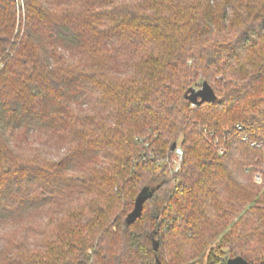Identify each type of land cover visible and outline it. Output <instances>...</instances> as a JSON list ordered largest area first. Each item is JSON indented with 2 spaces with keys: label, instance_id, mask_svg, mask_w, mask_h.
I'll use <instances>...</instances> for the list:
<instances>
[{
  "label": "trees",
  "instance_id": "16d2710c",
  "mask_svg": "<svg viewBox=\"0 0 264 264\" xmlns=\"http://www.w3.org/2000/svg\"><path fill=\"white\" fill-rule=\"evenodd\" d=\"M244 135L264 0H0V264H186L219 237L213 257L264 264Z\"/></svg>",
  "mask_w": 264,
  "mask_h": 264
},
{
  "label": "built area",
  "instance_id": "2783aa9c",
  "mask_svg": "<svg viewBox=\"0 0 264 264\" xmlns=\"http://www.w3.org/2000/svg\"><path fill=\"white\" fill-rule=\"evenodd\" d=\"M241 130V127H238ZM212 136V134H210ZM218 138H214L213 142L217 145V151L219 155L224 154V147L219 144ZM241 141L246 143L250 148L257 150L260 153V157L258 158L259 165L252 173L253 182L260 186L264 192V137L258 138L257 140H251L247 135H244L241 138ZM172 162L174 166V170L178 171L181 160H182V150L180 147L176 146L172 153ZM225 258L216 254L215 257L211 255V252L204 255L203 257L190 261L187 264H226Z\"/></svg>",
  "mask_w": 264,
  "mask_h": 264
},
{
  "label": "water",
  "instance_id": "95a60500",
  "mask_svg": "<svg viewBox=\"0 0 264 264\" xmlns=\"http://www.w3.org/2000/svg\"><path fill=\"white\" fill-rule=\"evenodd\" d=\"M185 99L193 106H200L203 103H214L217 100L213 90L207 82H203L199 89L190 88L184 95ZM176 145L171 146V151L175 149ZM152 192L143 191L136 199L132 213L128 217V223L133 222L139 217L142 210L143 203L151 198ZM226 264H248L242 258L236 257L227 260Z\"/></svg>",
  "mask_w": 264,
  "mask_h": 264
},
{
  "label": "rangeland",
  "instance_id": "374dc122",
  "mask_svg": "<svg viewBox=\"0 0 264 264\" xmlns=\"http://www.w3.org/2000/svg\"><path fill=\"white\" fill-rule=\"evenodd\" d=\"M200 84H196L195 87L193 88H196V89H199L200 88ZM173 159V157H172ZM173 163V162H172ZM220 240V237L216 239V241H214L207 249H205L198 257H196L194 260L196 259H199L201 257H203L204 255L208 254L209 252L213 253V252H216L215 249H216V246H217V243L219 242ZM189 263V262H188ZM187 264V263H186Z\"/></svg>",
  "mask_w": 264,
  "mask_h": 264
}]
</instances>
